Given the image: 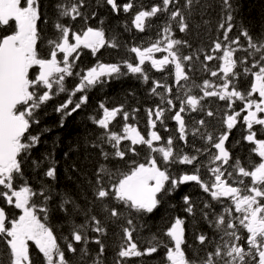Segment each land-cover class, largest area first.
<instances>
[{
	"label": "snow or ice",
	"instance_id": "snow-or-ice-1",
	"mask_svg": "<svg viewBox=\"0 0 264 264\" xmlns=\"http://www.w3.org/2000/svg\"><path fill=\"white\" fill-rule=\"evenodd\" d=\"M217 3L220 9L218 35L211 41L209 50L198 48L184 54L182 47L191 48V45L175 38L173 24L180 33H186L188 21L197 7L203 16L208 9L215 10ZM104 6L117 15L138 7L132 19L138 32H144L146 21L158 13L167 14L166 22L150 46L126 45L134 57L105 63L95 59L101 49L120 45L116 37H106L103 19L99 20L98 27L88 23L98 13L87 12L86 0H57L55 34L44 42L46 53L38 46L41 40L38 22L43 18V22L48 23L42 13L41 0H0V31L3 32L0 35V205L19 210L18 215H12L5 206H0V242L5 245L7 264H34L30 253L32 245L42 255V264H71L66 253L78 252L81 264H87L90 242L99 246L90 264H103L106 247L103 238L108 235L109 224L116 225L123 233L115 264L152 256L160 249L164 250L161 264H264V138L258 137V133H264V34L254 38L242 23H234L233 0H183V3L161 0L148 10L134 5L133 0L122 4L118 0H96L97 8ZM76 22H82L83 26L77 28ZM234 28L237 34L230 36ZM125 31H130L127 24ZM83 50H88L95 59L90 67L77 64ZM155 53L166 55L157 59ZM214 60L218 63L213 67L204 63ZM148 62L161 72L172 65L174 84L169 86L153 80L150 94L158 96L159 103L147 109L149 131L146 136L127 123L130 116L136 119L139 109L128 112L122 104L109 108L105 102H100L88 119L102 131L86 141V146L97 150L99 160L91 176L84 180L86 189L77 185L80 200L85 203L81 204L70 191L57 190L59 161L55 148L58 143L54 142L52 149L44 151L39 158L33 155L41 143H46L42 137L52 131L47 126L39 127L41 110L49 101L65 94L66 98L53 106L59 116V127L63 128L68 117L88 104L91 90L125 75H134L147 83L149 75L144 66ZM196 62L211 77H218L219 82L205 79L199 84L195 80L189 84V72ZM186 66L188 71H185ZM247 77H251L249 87L242 90L238 84L241 78ZM69 78L78 82L69 87L66 83ZM162 79L166 81L167 76ZM193 89H199L202 96L193 94ZM208 97L224 102L222 109H217L222 110L221 127L212 131L204 119L194 120L193 125L185 120L189 113L204 112L201 101ZM97 112L100 114L96 115ZM118 116L124 121L122 133L110 128ZM206 116H214L213 111L207 110ZM168 119L175 121V128L169 129ZM238 123L245 126L243 139L253 146L250 154L259 158L258 161L250 159L248 167L243 166L238 157L233 158L226 147L229 134ZM161 132L168 135L165 137ZM189 136L193 137L192 141ZM125 140L130 144L121 147ZM195 140L203 141V146L197 147ZM138 145L148 150L144 161L126 159L140 155ZM189 147L191 154L185 151ZM69 156V152L63 153L65 161ZM114 160L123 161L124 166H113L111 161ZM230 161L233 162L230 164ZM179 165L191 168L179 169ZM26 167L36 176L35 184L25 175ZM69 169L79 173L75 163L66 165L64 170L67 173ZM202 169L211 176L202 177ZM68 178L71 180L72 176ZM188 183L199 186L210 199L203 200L202 207L197 208L196 203L184 195L182 211L193 218L194 225L203 221L214 235L210 238L201 231L195 235V241L189 243L185 235L186 218L177 215L166 227L158 228L148 240V246L141 249L133 233L142 231L147 226L144 219L167 196ZM57 209L70 226L69 236L62 237L64 246L46 222L50 211ZM76 217L82 220L77 222ZM89 233L95 235L90 237ZM195 242L205 246L203 256ZM75 245L82 246L77 249ZM188 249H192L197 258L189 257ZM0 264L4 261L0 260Z\"/></svg>",
	"mask_w": 264,
	"mask_h": 264
},
{
	"label": "trees",
	"instance_id": "trees-1",
	"mask_svg": "<svg viewBox=\"0 0 264 264\" xmlns=\"http://www.w3.org/2000/svg\"><path fill=\"white\" fill-rule=\"evenodd\" d=\"M126 1L118 0V3H124ZM204 2V0H201ZM236 11L234 12L235 20L234 23L237 25L243 24L246 28H248L250 34L256 38L262 34H264V0H233ZM57 0H42V13L44 17L47 18L48 23L45 24L42 19L41 27L42 34L41 39L47 40L49 37L54 36L55 30L53 28V21L56 19V9L55 4ZM134 5H142L145 10L151 8L154 4L161 3V0H140L137 2L133 0ZM183 3V0H181ZM87 4V12L90 14L92 11L97 12L96 0H86ZM171 7V6H170ZM105 13L97 15L95 19H90L89 24L94 27L99 26V20H104V29L106 32V37H116V42L120 45L119 48H108L105 47L101 49V51L97 54L95 59H99L105 63H118L124 59H129L130 57H134V53H129L127 51V46H138L142 45L143 47L151 45V43L157 38V32L162 31L164 24L166 22V17L162 18V13H158L156 17L153 18L152 21H148L146 24V29L144 32H138L134 26L132 25V19L134 13L139 10L138 7L133 8V10L129 13H124L119 15H115L109 10L108 6L101 7ZM219 4H215V10L208 9L203 16L200 14V10L197 7L196 11H194L193 16L189 19V29L186 33H180L178 29H176L175 24H173V29L176 33V38L178 35L183 40H186L188 44L191 45V48L184 47L183 53L188 54L195 49L204 48L205 51H208L210 48L211 41L216 38L217 25L220 20L219 15ZM109 16H113L111 20H109ZM117 16L123 17L125 19H119ZM159 18H162L158 20ZM204 21H208V24H204ZM125 24H127L130 31H125ZM152 25L153 27H147V25ZM199 24L200 27L196 25ZM75 26L77 28L82 27V23L76 22ZM237 34V29L234 28L232 33H229L230 36ZM222 39V36H221ZM241 42H246L241 38ZM42 53H46L41 51ZM244 53H238V55H243ZM95 59L92 57L89 51H84L80 57V60L77 61V64L80 67H90L95 63ZM200 60L203 61V53L200 54ZM204 63L208 64L209 67H213L218 62L217 61H204ZM78 70V69H77ZM188 71V68L186 69ZM199 72L204 73L201 68L199 62H196L193 65L192 71L189 72L190 81L197 80V76L203 79L205 76H210V74H198ZM169 77V85H173V77L168 75ZM210 80H213V77H209ZM251 77L241 78L238 87L240 89H246L249 87V80ZM153 78H149L147 83L143 82L142 79H138L134 75H125L120 77L118 80H112L110 83L103 87H97L91 90L88 93V104L82 108L78 113H74L72 116L68 117L65 120L64 127H59V116L57 113L53 111V106L62 102L66 96L65 94H61L57 96L55 99L48 102L46 108L42 109L40 112L41 123L39 127L47 126L52 129L51 132L46 133L42 137V141L46 143H41L39 148L34 151L33 155L37 158L41 156L44 151H50L54 145V142L58 143V146L55 148L56 159L59 161L58 165V180L55 183V187L59 191H70L76 198L79 200L81 204H84L85 201L80 200V189L77 188L79 184L81 188L86 189V185L84 184V180L91 176L92 172L97 166V161L99 160V154L97 150L92 149L91 147L86 146V141H90L95 138V135L100 133L102 130L96 128L88 119L89 114L95 112L98 108L100 102H105L106 106L109 108L124 105L125 111L131 112L132 109L136 108L139 111L135 114L136 119L133 120L130 116L129 121L127 123L133 124L137 127L139 131H141L142 135L147 134L149 129L147 128V109L154 108L155 105L159 103V97L150 94V88L153 86ZM78 81L73 78H69L66 83L69 87L77 83ZM215 82H218L215 81ZM185 83V82H183ZM191 84V83H190ZM139 85L143 86V89L139 87ZM174 92L177 91V88H173ZM162 91V89L157 90ZM199 89H197V92ZM196 92V93H197ZM195 93V94H196ZM78 96L80 94H77ZM204 112L197 111L196 114H201L199 117H195L190 125H193L194 120L204 119L205 122L212 124V127L220 128V116L222 115V110L217 111L218 107L222 109L224 102L218 101L216 98L214 101L210 99L204 100ZM208 105H212L211 111H213L214 116L207 117L206 111L208 109ZM239 108V105H237ZM100 113H96L99 115ZM166 115H169L166 113ZM124 123L122 120V116H118L116 120L112 122L110 125L111 130L116 131L117 133H122L121 125ZM169 125H172L170 129L175 127V124L171 121V119L167 120ZM36 129H33L35 131ZM163 136H167L168 133H163ZM182 143V142H180ZM126 144H130V141H123L121 147ZM140 155L138 157H126L134 158L141 162L144 161L145 156L147 155V148L143 145L136 146ZM245 148V147H244ZM189 154L192 153L190 151V147L185 149ZM69 152V160L65 161L63 158V153ZM237 154V153H236ZM239 158V156H238ZM241 159V158H240ZM247 159L243 158V166H245V161ZM75 163L76 167L79 169V173L71 171L65 172V167L68 164ZM111 164L124 166L123 161L114 160L111 161ZM179 169H186L184 165L177 166ZM84 174V175H81ZM25 175L29 178V182L35 184L36 176L32 173L30 167L25 168ZM38 175V174H37ZM72 176L70 180L68 177ZM196 189V190H193ZM198 188L196 185H184L180 186L177 191L172 193L170 196H167L162 204L149 216L144 219V223L147 225L142 231L138 230V232L133 233L134 239L138 246L143 249L148 246V240L150 239L153 233L157 232L158 228H163L167 226V222L171 221L174 216H182L186 218L185 224V235L186 239L189 243H193L195 241V235L199 234V232H205L211 238L214 233L208 226L203 222L199 221L195 225L192 223L193 218L187 216L186 213L182 211L183 201L182 197L184 195H188L192 201H194L197 205V208L202 207L204 198L201 193L198 192ZM90 196V193L88 194ZM55 204V201L53 202ZM171 205H175V208H172ZM98 207V206H97ZM199 217V213L197 212V218ZM77 222L82 220V217H76ZM49 226H51L54 230V234L58 238V242L64 246V241L62 239L63 236H69L70 226L66 222V217L62 212L58 209L54 211H50L48 220L46 221ZM121 223V222H118ZM94 233H89V236H94ZM123 233L119 227L116 225L109 224L108 225V235L103 238V243H105V254L102 257L103 264H115L117 255L116 253L119 251V245L121 242V237ZM196 243V247L201 249L200 255H204L205 246H201ZM77 249H79L82 245H75ZM88 249L90 252L89 257H87V264H90L92 257L96 254L99 249V246L95 243H89ZM210 250V249H209ZM164 250L160 249L158 253L153 254L152 256L143 257V258H132V260L128 261V264H161V257L163 255ZM187 254L191 258H197L194 256L193 250L188 249ZM31 255L36 264H42V255L38 253V250L32 245ZM67 258L71 261V264H81V259L79 252L77 254L66 253ZM0 260L4 261V264H7L8 255L5 250V245L0 242Z\"/></svg>",
	"mask_w": 264,
	"mask_h": 264
},
{
	"label": "flooded vegetation",
	"instance_id": "flooded-vegetation-1",
	"mask_svg": "<svg viewBox=\"0 0 264 264\" xmlns=\"http://www.w3.org/2000/svg\"><path fill=\"white\" fill-rule=\"evenodd\" d=\"M41 6H42V0H41ZM41 23H42V20L38 22V31L40 32V35L42 34ZM2 34H3V32L0 31V35H2ZM45 41L46 40H42L41 39L38 46H39V48H40L41 51L47 52V48L45 47V44H44ZM84 51H88V50H83V52ZM154 55H158V56H160L162 58L163 53H155ZM33 71H35V70H33ZM185 118H186V123H188L190 125V122H189V119L187 118V116ZM173 124H175V123H173ZM218 124H220V123L218 122ZM157 127L159 128V125H157ZM168 127L170 129L172 127V125H169L168 124ZM175 127H176V125H175ZM258 127L259 126H254V128H258ZM245 135H246V131L245 130L243 131L241 129L239 123H238L236 125V127L233 128L232 131L230 132V134H229V140L226 142V147L230 149L233 158H237L238 156H239V159L241 158L240 161H241L242 165H243V158H246L247 160L245 161V167H248L249 166L250 159L251 160L258 161L259 158L256 157L254 154H250V151L249 150L253 146L250 145V144H248V142L243 139V137ZM258 137L259 138H264V133H258ZM190 139H191V136H189V141H192ZM195 143H196V146H197V144H200V142L197 141V140H195ZM197 147H199V146H197ZM190 151H192L191 148H190ZM201 159H205V157H201ZM232 162L233 161H230V164ZM184 166L187 167V170H190V168H191V166H187V165H184ZM201 175L204 178H209L211 176V174L210 173H207L205 169H202L201 170ZM185 185L192 186V185H196V184H194V183H188V184H185ZM181 186H184V185H181ZM196 187L199 189L198 192L201 193V195L204 198L210 199V197H208V195L206 193H203L200 190L199 186L196 185ZM193 190H196V189H193ZM0 206H5L6 207V211L9 212L12 215H18L19 214V210H16V209L7 207L6 205H0Z\"/></svg>",
	"mask_w": 264,
	"mask_h": 264
},
{
	"label": "rangeland",
	"instance_id": "rangeland-1",
	"mask_svg": "<svg viewBox=\"0 0 264 264\" xmlns=\"http://www.w3.org/2000/svg\"><path fill=\"white\" fill-rule=\"evenodd\" d=\"M154 18V17H153ZM153 18H150L148 21H152L153 20ZM160 19H162V18H159L158 20H160ZM148 21H146V24H147V22ZM173 31L175 32V30L173 29ZM162 32V31H161ZM158 38V37H157ZM156 38V39H157ZM175 38H176V33H175ZM178 38H180V36L178 35ZM155 39V40H156ZM182 39V38H181ZM150 46V45H149ZM147 47V46H146ZM183 48L184 47H182V52H183ZM163 55H166V53H163ZM163 55H162V57H163ZM155 56V58H157V59H160L161 57L160 56H158V55H154ZM169 66V65H168ZM168 66L164 69V71L163 72H161V71H158V70H156L155 68H152L151 67V64H150V62H148V63H146L145 64V69H146V71H147V74L149 75V78H153L154 80H157V81H161L162 83H169V77H168V75H171L172 77H174V73H172V74H168ZM187 69V66L185 67V71H187L186 70ZM165 76H167V80L165 81V80H163L162 78L163 77H165ZM209 77H211V76H209ZM210 80V79H209ZM218 80V77H213V80L212 81H217ZM190 81V80H189ZM218 82H219V80H218ZM181 84H183V82L181 83ZM195 95H197V96H202V92H200V90L195 94ZM206 99V98H205ZM204 99V100H205ZM217 99V98H216ZM204 100H202L201 101V104L203 105L204 104ZM212 101H214L213 100V98L211 99ZM218 100V99H217ZM237 110H239V108H237ZM193 113H196V112H193ZM190 115H191V113H189L188 115H185V117L187 116L188 117V119L190 118ZM172 122H173V120H171ZM174 123V122H173ZM168 124V123H167ZM239 125H240V127H241V129L244 131L245 130V126H242V124L241 123H239ZM192 139V138H191ZM30 253H31V248H30ZM34 264H36L35 262H34Z\"/></svg>",
	"mask_w": 264,
	"mask_h": 264
},
{
	"label": "bare ground",
	"instance_id": "bare-ground-1",
	"mask_svg": "<svg viewBox=\"0 0 264 264\" xmlns=\"http://www.w3.org/2000/svg\"><path fill=\"white\" fill-rule=\"evenodd\" d=\"M122 1H126V0H122ZM137 2L139 1V0H136ZM142 0H140V2H141ZM97 13H98V15H100V14H104L105 13V11L101 8V7H99L98 9H97ZM106 14V13H105ZM121 14H124L122 11H121ZM115 15H117V14H115ZM106 16H107V14H106ZM167 16V14H165V13H162V18L164 19L165 17ZM112 17L113 16H109V17H107V18H109V20H111L112 19ZM119 19H125V18H123V17H120V16H117ZM79 23H82V22H79ZM206 72H204V73H202V72H199L198 74H205ZM205 79H209V76L207 77V76H205V77H203V79H201L200 77H198L197 76V80H196V83H202ZM190 83H192V82H190ZM189 83V84H190ZM168 84V83H167ZM139 87L141 88V89H143V86L142 85H139ZM174 91V90H173ZM197 92V89H193V94H195ZM208 109H212V105H208ZM201 114H196V113H191V115H190V120L192 121L195 117H199ZM207 124H208V127H209V130L210 131H212L213 129H214V127H212V124H210V123H208V122H206ZM216 129H218V127H216ZM192 139H190V140H193V137H191ZM197 141H199L200 142V144H197V146H199V147H201V146H203V144H204V142L203 141H201V140H197Z\"/></svg>",
	"mask_w": 264,
	"mask_h": 264
}]
</instances>
